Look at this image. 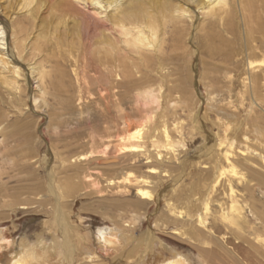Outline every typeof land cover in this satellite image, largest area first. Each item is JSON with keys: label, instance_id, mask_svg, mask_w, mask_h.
Instances as JSON below:
<instances>
[{"label": "bare ground", "instance_id": "obj_1", "mask_svg": "<svg viewBox=\"0 0 264 264\" xmlns=\"http://www.w3.org/2000/svg\"><path fill=\"white\" fill-rule=\"evenodd\" d=\"M15 1L16 9L14 8V10H18L14 14L15 16L11 17L12 19L6 24L0 21V178L3 175L1 171L4 166L14 164L15 166L12 167H15V170L23 169V167H19V164L17 166L13 163L12 159L16 158H11L10 154L18 152L17 144L13 145V143L17 141V132L24 126L21 123L24 117L31 112L40 116L46 113L47 116L49 115V110L52 108L51 101L59 89L58 83L54 80L56 77L54 72H58L61 78H65L67 69H72L77 94L69 98L66 104L71 105L72 102L78 101L81 113L85 114L92 104H96L95 96H98L103 102L101 107L103 132H99L96 126L92 125L95 118L93 121L86 119L83 123L85 125L90 123L92 139L100 135L101 139H107L108 146L115 145L118 154L114 157L104 156L99 160L100 164L117 165L121 163L119 156L131 161V166H135L141 158L145 159L146 164L157 163L161 166L160 169L150 166L148 174L143 173L140 174L141 176L128 172L124 180L128 184L133 183L134 186H137L136 194L145 201H139L136 203L137 205H157L166 200V207H170L171 211L168 194L158 192L157 189L163 181L162 177L168 175L167 168L172 160L168 157L172 156L169 153L175 152L176 149H184L186 145L179 140H169L171 137L166 129L169 124L166 113L171 106L169 102L165 103L161 100L164 96V93L161 92L162 86L158 84L160 86L154 89L151 82L155 76L159 78L163 76L161 71L164 70V66L168 62L169 41L173 39L179 43L185 34L190 35L186 31L189 23L192 24L191 35L193 34L197 38L200 49L202 48V51L208 53L210 57H216L221 51H229L233 43L237 45L241 43L242 46L239 49L231 50L224 55V59L229 62L231 67H229V73L235 72L237 78V80L230 79V91L234 90L235 83L242 80L243 92L252 99L251 109L253 111L257 106L256 103L261 100L260 96L264 92V0H167L160 5L156 3L158 0L155 1L156 4H153L152 0ZM48 2L51 5L55 22L51 28L48 26L49 29L37 30L35 21H37L39 12L46 7ZM2 5L3 0H0V8L3 7ZM2 9L4 11L5 8ZM23 11L25 12L24 21L17 22L18 14L24 13ZM195 20L197 21L196 25H194ZM170 28L171 30H169ZM226 35L231 36L233 40L228 39ZM197 51L199 53V50ZM236 57L240 58L236 60ZM61 65L62 70L60 69ZM212 83L214 84V80ZM212 86L214 87V85ZM125 88L128 89L129 94L136 92L134 100L143 114L139 113L142 115L141 120L140 117L138 119L141 124L133 130L127 125L128 119L123 110L125 97H127V91H123ZM85 94L93 96L94 99L91 103L85 101ZM101 94L103 95L101 96ZM208 95H211L210 92ZM30 104L31 108H29ZM222 109L225 108H217L216 113ZM156 113H159L160 123L164 124V132L162 130L158 132L157 125H152L158 117L155 116ZM11 116L15 120L10 123L8 120V124L5 126L7 118ZM153 118H155L154 121ZM202 123L203 120L197 116L195 127L199 132L204 133L208 138L212 137V139H207L210 145L202 150L200 156H207L214 163L212 164V166L214 165L212 180L210 183L208 182L209 190L201 201L204 208L202 207L200 212L197 211V220L194 224L189 225L183 219H174L175 225L170 229L172 237L187 243L193 249L185 251L162 241L158 234L169 230V225L161 224L163 229L160 230V224L158 223V227L154 223L155 225L148 227L149 229H146L144 234H140L142 236L139 238L140 242H137L138 240L135 238L137 240L135 242L140 245L145 244L146 247L141 259L138 263L135 261V264H264V163L261 168L263 172L258 171V168L245 167L249 177L247 179V176L238 170L237 164L241 162L236 157L246 153L248 151L246 149L249 147L245 149L246 152L244 150L237 152L232 142L227 144L228 147L225 150L217 152L218 146L215 143L217 140L214 141V137L209 134L206 125ZM249 123L247 122L245 126L246 123L238 122L236 130L235 128L234 130L237 134H244L242 128L245 126L244 130H246L247 126L251 127L249 131L254 134L256 143L259 142V145L263 147L260 156L264 162V114H257L254 111L253 121L251 125ZM78 124L80 123L78 122ZM120 125L128 126L126 133L119 132L114 135ZM224 127L226 126L224 125ZM161 133L167 142L162 147L158 145L161 144V141L159 143L157 141V135H161ZM246 134V139H244L248 140ZM236 143L238 145L239 142ZM219 145L221 146V144ZM21 147V145L18 146V148ZM150 148H154V151L163 148V154L160 150L153 153ZM164 151L166 155H164ZM16 154L18 155V153ZM24 154L27 153L24 152ZM54 156L57 155L54 154ZM59 159L62 160L59 168L56 167L58 164L56 161V164H51V161L46 159L47 174L44 177H36L35 184L30 187L31 189L28 188L29 186L25 190L21 188L22 186L16 187L19 188L17 190H23L13 192L12 195H7L5 190H0V198L10 197L7 202L0 200V208H5L12 215L19 210L32 211L36 208L35 206L30 210L33 205H37L38 209L51 207L52 210L43 211L52 219L50 218V221L40 220V230L35 233L32 239L26 234L20 238H13L9 234L8 228H2L0 225V264H62L61 260L63 259L68 264H75V248L78 245L76 247L73 245L71 240L73 236L74 238L79 237L78 240L81 239L82 245L90 244L92 240L88 239L92 236L93 241L104 250L100 251L105 253L115 251V254H117V247L122 251L123 247L128 245L126 244L127 240L133 238L128 237L127 232L125 233L121 227L119 229L117 226H110V224L99 226L92 234L82 226L71 225L70 216L65 207L67 205L64 202L66 196L64 195L65 191L63 193L64 187L62 188L59 171L64 169L65 174H68L69 171L72 172L71 176L78 178L81 167L72 165V162H75L73 158L59 157ZM83 160L85 157L78 156V161ZM196 162V164H201L199 161ZM184 163H179L180 171L185 168ZM224 165L227 167H223ZM156 174H158V178L152 176ZM227 174L232 175L228 176ZM224 177L226 179L223 180ZM84 178L90 180V176L85 175ZM246 181L247 184H244L242 188L247 192V195H243L246 197L241 201L239 200L241 194L239 195L235 186L237 184L240 186ZM122 182H124L122 179L117 181L110 179L108 184L116 185ZM219 184L223 185L222 187L226 190L224 194L222 192L223 196L221 197H227V200L225 202L216 200L220 207L219 215L211 223L206 218L208 205L213 203L212 200L210 202L209 200L214 199L210 196ZM217 193L216 191L214 195ZM19 194L22 196L24 194V198L25 194H32L36 197L24 200ZM222 194L220 193V195ZM44 195L47 198H43ZM168 208L166 209L168 210ZM247 209H249L251 217L245 212ZM12 215L7 216L11 218ZM167 216L169 217V215ZM1 217H3V210L0 212V223ZM80 219L83 220V217ZM252 220L255 222L253 223ZM178 223H186L190 229L178 228L176 227ZM218 225H222L227 232L222 237L217 234L221 229ZM83 230L87 232H83ZM227 234L234 238L232 244L229 242L230 238ZM125 241L126 243L122 247L121 244ZM241 244L247 247V252L242 250ZM134 245L132 250L129 249L130 252L127 251L129 255L136 249L137 244L134 243ZM120 249L117 256L115 255L116 258L112 259L115 264L122 262L121 258L126 254V251L121 252ZM87 251H84L87 255L84 257L87 260L91 258L95 261L93 264H106L108 259H103L99 255L94 256L95 254L90 255L91 252ZM85 258L83 262H85ZM53 259L54 262H52Z\"/></svg>", "mask_w": 264, "mask_h": 264}, {"label": "rangeland", "instance_id": "obj_2", "mask_svg": "<svg viewBox=\"0 0 264 264\" xmlns=\"http://www.w3.org/2000/svg\"><path fill=\"white\" fill-rule=\"evenodd\" d=\"M14 1L15 0H3L2 8L5 9L3 11V9L0 8V21L3 24L8 23L9 20L12 19L11 17H14V14L18 11L14 10V8L16 9V1ZM155 1L156 0H152L153 4L158 3L157 5H160V3L163 4L167 0H158L156 1V3ZM50 7L51 5L48 2L46 7H44V9L39 12L37 21H35L37 30H41V28L49 29V27L51 28V25H53V23L55 22V17L54 14H52V10ZM24 19L25 12L19 13L17 17V22L22 23ZM196 24L197 21L195 20L194 25ZM190 29L192 30V24L189 23V25L186 27V31L187 33H190V35L185 34V37L181 42L176 43L173 39L169 41V49L167 51L168 62H166L164 70L161 71L163 76L162 78L155 76L151 82L152 87L154 89H157L160 85L162 86L163 89L161 90V92L164 93V96L161 100L165 103L169 102L171 106V108L166 113L168 119L167 123H169L167 124L168 126L166 125V129L170 134L169 137H171L169 138V140H179L186 145L184 149H176L175 152L169 151V155L172 156L168 157H170V159L172 158V160L169 159L170 164L168 166L169 168H167L169 170L168 175L162 177L163 181L159 185L160 187L157 189L158 192H166L168 194L167 198L170 200L169 206H171V211L170 207H166V200L161 201L160 204L157 205H137L136 203H138L139 201H145L141 200L140 197L136 194L137 186H134L133 183L128 184V182L124 180V177L128 172H133L134 175L141 176L140 174L147 173L150 166L160 169L161 166H159L157 163L153 162L152 164H146L145 159L141 158L135 166H131V161H129L123 156H119L121 163L117 165L108 164L106 166L100 164L99 160L104 156L114 157V155L118 154L115 145L111 144L110 146H108L109 143L108 141H106L107 139H101L100 135L99 137L92 139L90 123L86 125L83 123L86 119H92L93 121V118H95L94 122H92V125H94V127L96 126L99 132H103L104 124L101 115V107L103 105V102L98 96H95L96 104H92V107L89 108L85 114L81 113V106L79 105L78 101L72 102V104L70 103L71 105L66 104L69 98H72L77 94V91L75 90L76 81L74 78V74L72 73V69H67V76H65V78H61L58 72H54L56 76L54 77V80L58 83L59 89L54 95V102L51 101L52 108L49 110V115L47 116L46 113L45 115L43 114L40 116L35 112H31V115V113L29 112L30 114L24 117V120L21 123L24 126L17 132V141L15 140L16 143H13V145L17 144L16 150L18 152L16 153H18V155L15 152L10 153L11 158H16L15 160L12 159L13 163H15L17 166L19 164V167H23V169L15 170L16 168L12 167L14 164L2 167L4 171H1L3 175H1L0 178V190H5L7 195H12L13 192H21L23 190H17L20 188V186H22L21 188H24V190L27 189V186H29L28 188L31 189L30 187L35 184L34 179L36 177H44L47 174L48 163L46 159H49L48 161H51V164L60 163L59 165L56 164V167L59 168V166H61L62 164V160L59 159V157H65L69 159L73 158L75 162H72V165L74 164L81 167V169L79 170L78 178L71 176L70 174H72V172L68 171V174H65L63 172L64 169H61L60 171L57 169L60 172L59 178L61 179L62 188L64 187L63 193L65 191L64 195L66 196V199L64 202L67 203L65 207L66 211L69 213L70 216L69 221L74 227H77V225L79 227L82 226L91 234L99 226L104 224H110V226H117L118 228L121 227L122 230H125V233L127 232L126 234L129 235L128 237L133 238H131L132 240L128 239L130 240L129 242L127 240V243L125 241L121 244L122 247L125 243L128 244L127 246L125 245V247H123L124 249L122 248V251H126V254L124 256H126L127 253L130 252L129 249L132 250V247L135 246L134 243L137 244V246L135 249L136 251L134 250L133 253H131L130 255L128 253L129 257L128 255L125 258L123 256L121 258L122 262L120 261L119 264H135L136 262L138 263L139 259H141L142 255L146 251V249L144 250V248L146 247L145 244L140 245L137 242H140L139 238L142 237L141 235L144 234V232H146L150 227H152V225L155 224H157V226L160 224V227L158 226L160 230L163 229L161 224L163 226L169 225V230L164 231V233L160 232V234H158L159 238L162 241H165L166 243H169L175 247H179L182 250L192 251L193 248L190 247V245L172 237V234H170V229H172L175 225L174 219H183V221L188 222L189 225L192 223L194 224L196 222V214H198V212L202 211L201 209L204 208L203 204H201V201H203L204 197H206L207 191L209 190L208 184L211 182L210 180H212V173H214V165L212 166V164L214 163L212 162V159L207 156H200L202 150L210 145V142H208L207 139L210 140L212 139V137L208 138L207 136H205L204 133H201L197 130L194 125L197 116L200 120H203L202 124L206 125L209 134L214 137V141L217 140L215 142L218 146V148L216 147L217 152L225 150L228 145L232 142L233 147L237 150V152L240 150H244L246 152V150H248L246 152L247 154L241 153L243 155L239 154L236 157V159L241 162L237 164L240 173L247 176L248 173L246 171V168L248 167L256 169L258 168V171L263 172L261 168H263L262 166L264 162L262 160V157L260 156L262 154L263 147L259 145V142L256 143L257 141L255 140L254 134L249 131L251 127L247 126L246 130H244V127L247 125V122H250L249 124L251 125L253 121L254 111L257 114H264V92L261 94V100L256 103L257 106H255V109L253 111L251 109L252 99L248 94H245L243 92L242 80H240L239 83H235L234 90L230 91V79L237 80V78L235 76V72L232 71L229 73V62H226V60L224 59V55L226 54V52L239 49L242 46L241 43H238V45L233 43V46L229 51H221L218 55H216V57L213 58L210 57L208 53L203 52L202 48L200 49L199 42L193 34L191 35ZM169 30H171V28ZM34 31H36V29H34ZM227 37L228 39L233 40L231 36L228 35ZM216 45H218V42H216ZM197 50H199V53ZM239 58L240 57H236V60H238ZM60 69L62 70V65L60 66ZM213 80L214 84L212 83ZM212 85H214V87ZM123 91H127V97H125V102L123 106L124 114L125 116H127L128 119L127 125H129L131 130H133L137 127V125L141 124L139 121L141 120L143 114L141 108L137 107V103L134 100L136 92H134L133 94H129L127 88L123 89ZM207 91L208 93L210 92L211 95H208V93H206ZM102 95L103 94H101V96ZM92 97L88 94H85L84 99L86 102L91 103L94 99ZM214 107H217L219 109H225L219 110V112L216 113L218 110L217 108L214 110ZM29 108H31V104ZM249 109H251L252 111ZM247 111H249L252 116H250L251 114ZM139 113H141L142 115H139ZM219 113L223 114L221 115ZM156 114L157 115L155 116H158L159 113ZM199 114L201 115L199 116ZM139 117L140 120H138ZM154 119L155 118H153V121ZM8 120L10 123L12 122V120H15V118L12 116L7 118V122H5L4 124L5 126H7ZM78 122L80 124H78ZM238 122L246 123L245 126L242 128L244 134H237L235 132ZM154 124L157 125L158 132L161 130L164 132V124L160 123L159 116L156 117L152 125ZM224 125L226 127H224ZM127 128L128 126L126 125H120L117 129L115 128L116 130L114 132V135H117L119 132L124 133ZM228 129L230 131H227ZM245 131L249 133L246 134L247 132ZM178 132L181 133L179 134ZM245 134L247 135L248 140H245ZM161 135H157V141L158 143L161 141V144L159 143L158 145L162 147V145H164V143L166 144L167 142L166 139H164L163 137V133H161ZM158 137L162 139L158 140ZM224 139L225 141H223ZM236 142H239L238 145ZM218 143L221 144V146ZM19 145H21L22 147L18 148ZM248 147L249 149H246ZM150 149H152L153 153H156L158 150H160L163 154V148H157L158 150L155 151L154 148ZM20 150H23V152H20ZM24 152H26L27 154L25 155ZM54 154L58 157L54 156ZM80 155L85 157V160L78 161V156ZM164 155H166V153ZM196 161H199L201 164H196ZM180 162H185V168L183 169V171H180ZM223 167L226 168L227 166L224 165ZM85 175L90 176V180L88 178H84ZM231 175L232 174L228 176ZM152 176H154V178H158V174ZM69 177L71 178V180ZM110 179L115 181L122 179L124 182L116 185H109L108 183ZM224 179H226V177H224L223 180ZM247 179H249L248 176ZM125 184L129 186H126ZM244 184L246 185L247 181L242 183V185L240 184V186L239 184L235 186V189H238L239 195L241 194L242 198L239 197V200L241 201L244 197H246L243 195H247V192L244 191L242 188ZM125 186L127 187V189H125ZM222 186L219 184L218 187H216L214 193L210 196L214 199L209 200V202L212 200L211 202L213 203L208 205V213L206 218L211 223L219 215L218 212L220 210V207L217 201L225 202L227 200V197H221L223 196L224 192H226V190ZM70 189L72 192L70 191ZM216 191L218 193L217 195H214ZM242 192L244 193L242 194ZM220 193L222 195H220ZM19 195L23 197L24 200L30 197L32 199H35L36 197L32 194H25V198L24 194L23 196L21 194ZM43 198H47V196L44 195ZM0 200L7 202L10 200V197H2L0 198ZM35 206L36 208L34 209V211L32 210V207ZM166 208H168V210ZM4 209L5 208L3 207L0 208V212L3 210V217H1L0 225L2 228H8V232L13 238H20L21 236H24L26 234L29 236L30 239H32L35 233L40 230V222L43 220L50 221L52 219L51 217L47 216L45 212H43L52 211L51 207H41L38 209L37 205H33L30 207V210L32 211L26 212L23 210H19L13 215L10 211ZM247 210L245 212H247L248 214H246L250 215L249 217H251L249 209ZM170 212L174 215H172ZM7 215H12V217L10 218ZM167 215H169V217ZM80 217H83V220H81ZM137 217L140 218L138 219ZM252 221L253 223L255 222L254 220ZM176 225H178L176 227L181 228L183 230L190 229V226H188L186 223H178ZM218 226L221 227V229L218 230L219 233L217 232V234L222 237L227 232L223 229L222 225ZM85 230H83V232H87ZM227 236L230 238L229 242L232 244L234 242V238L230 234H227ZM78 238L79 237L74 238L73 236L71 239L75 247L78 245L75 248V264H85V262H87L86 264H93L95 262L91 258L87 260V258L84 257L87 256L84 253V251H87V249H89V251L87 252L92 253H90V255L95 254L94 256L99 255V257L102 256L103 259L106 258L109 261L111 260L110 263H108L109 261L107 260L108 262L106 261V264H115L113 263L114 261L112 259H114L115 255L117 256L118 250L120 249L119 247H117L118 250H116L117 254H115V251L105 253L102 252L104 250L99 248L100 246H98L95 241H93L94 239H92V236L88 239L92 241L90 242V244L87 245H82V242H80L81 239L78 240ZM93 245L95 248L92 247ZM129 245L130 248H128ZM241 247L243 251L247 250V247L244 244H241ZM120 251L119 253L122 252ZM139 251L142 253H140ZM84 258L85 262H83ZM63 260H61L62 264H68ZM54 261L55 260L53 259L52 262Z\"/></svg>", "mask_w": 264, "mask_h": 264}]
</instances>
